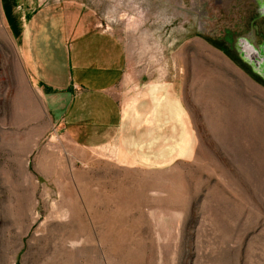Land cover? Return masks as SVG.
<instances>
[{
	"label": "rangeland",
	"instance_id": "1",
	"mask_svg": "<svg viewBox=\"0 0 264 264\" xmlns=\"http://www.w3.org/2000/svg\"><path fill=\"white\" fill-rule=\"evenodd\" d=\"M25 9L122 43L108 146L34 85ZM0 264H264V0H0Z\"/></svg>",
	"mask_w": 264,
	"mask_h": 264
},
{
	"label": "crops",
	"instance_id": "2",
	"mask_svg": "<svg viewBox=\"0 0 264 264\" xmlns=\"http://www.w3.org/2000/svg\"><path fill=\"white\" fill-rule=\"evenodd\" d=\"M31 9H25L23 21L13 14L34 85L57 91L63 127L73 144L85 149L108 146L122 126L114 96L127 64L122 43L94 22L62 23L51 9L47 15Z\"/></svg>",
	"mask_w": 264,
	"mask_h": 264
}]
</instances>
